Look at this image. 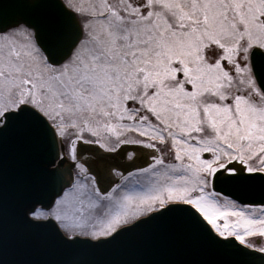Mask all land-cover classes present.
Wrapping results in <instances>:
<instances>
[{
    "label": "snow or ice",
    "instance_id": "6c2138e0",
    "mask_svg": "<svg viewBox=\"0 0 264 264\" xmlns=\"http://www.w3.org/2000/svg\"><path fill=\"white\" fill-rule=\"evenodd\" d=\"M9 138L15 238L80 253L56 264H95L151 221L264 264V197L222 195L264 189V0H2ZM4 247L0 206L9 264Z\"/></svg>",
    "mask_w": 264,
    "mask_h": 264
},
{
    "label": "water",
    "instance_id": "95a60500",
    "mask_svg": "<svg viewBox=\"0 0 264 264\" xmlns=\"http://www.w3.org/2000/svg\"><path fill=\"white\" fill-rule=\"evenodd\" d=\"M21 171L16 143L9 138L0 143V206L5 223L3 259L9 264L16 261L56 264L80 254L54 247L42 250L26 248L18 243L14 232V201ZM222 187V195L242 204H253L254 201L258 204L260 198L264 197V189L259 185L252 188ZM216 191H221V187ZM90 259L95 264H225L232 258L206 242L194 239L190 230L183 225L171 222L168 227H161L158 221H151L125 233L117 242L97 250Z\"/></svg>",
    "mask_w": 264,
    "mask_h": 264
},
{
    "label": "rangeland",
    "instance_id": "374dc122",
    "mask_svg": "<svg viewBox=\"0 0 264 264\" xmlns=\"http://www.w3.org/2000/svg\"><path fill=\"white\" fill-rule=\"evenodd\" d=\"M86 155H88L89 156V159H90V161L93 159V153H92V150H86ZM137 159H136V163L137 164H140L141 163V157H140V154L138 153L137 154ZM129 170H134V169H129ZM142 190V189H141ZM229 199V198H228ZM231 200V199H230Z\"/></svg>",
    "mask_w": 264,
    "mask_h": 264
}]
</instances>
